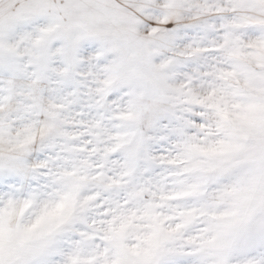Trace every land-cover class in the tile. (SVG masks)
<instances>
[{"label": "snow or ice", "instance_id": "6c2138e0", "mask_svg": "<svg viewBox=\"0 0 264 264\" xmlns=\"http://www.w3.org/2000/svg\"><path fill=\"white\" fill-rule=\"evenodd\" d=\"M0 264H264V0H0Z\"/></svg>", "mask_w": 264, "mask_h": 264}]
</instances>
